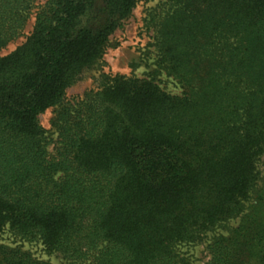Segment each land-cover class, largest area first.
<instances>
[{"label": "trees", "instance_id": "obj_1", "mask_svg": "<svg viewBox=\"0 0 264 264\" xmlns=\"http://www.w3.org/2000/svg\"><path fill=\"white\" fill-rule=\"evenodd\" d=\"M37 2L0 0V50ZM138 2L47 0L0 57V233L68 264H186L177 246L239 219L203 264H264V0H163L145 22L154 75L67 98ZM0 264L49 263L0 246Z\"/></svg>", "mask_w": 264, "mask_h": 264}, {"label": "rangeland", "instance_id": "obj_2", "mask_svg": "<svg viewBox=\"0 0 264 264\" xmlns=\"http://www.w3.org/2000/svg\"><path fill=\"white\" fill-rule=\"evenodd\" d=\"M47 0H38L32 9L29 19L25 25L23 35L10 42L0 50V57H3L17 47H19L30 35L36 12L39 6ZM163 0H139L130 18L123 23L110 37V45L102 61L93 69L84 74L83 78L74 86L67 90V98H78L89 91H96L101 81V76H124V77H144L154 75L156 66L154 64L153 48L148 46L152 32L147 30L146 20L154 8ZM160 87L169 94L178 95L180 89L175 82L165 75L157 76ZM55 113L53 109H48L39 116V124L44 131V135L50 142L49 148L52 150L53 142L56 138L53 126ZM259 182L257 189L261 187L264 179V155L258 163ZM255 192L252 193L246 208L252 204ZM239 219L229 220L216 227L213 231L206 233L203 241L195 244H182L177 246V251L186 261V264H203L209 259L207 246L212 238L226 236L237 226ZM0 246L8 248H18L23 252H28L35 259L45 261L49 264H68L64 259L56 254H49L42 251V247L36 243H28L15 239L10 232L0 233Z\"/></svg>", "mask_w": 264, "mask_h": 264}]
</instances>
